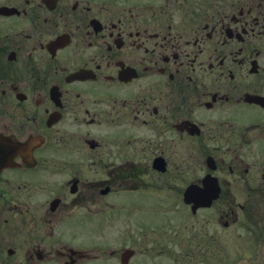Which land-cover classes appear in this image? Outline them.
Segmentation results:
<instances>
[{"label": "flooded vegetation", "instance_id": "1", "mask_svg": "<svg viewBox=\"0 0 264 264\" xmlns=\"http://www.w3.org/2000/svg\"><path fill=\"white\" fill-rule=\"evenodd\" d=\"M0 264H264V0H0Z\"/></svg>", "mask_w": 264, "mask_h": 264}, {"label": "rangeland", "instance_id": "2", "mask_svg": "<svg viewBox=\"0 0 264 264\" xmlns=\"http://www.w3.org/2000/svg\"><path fill=\"white\" fill-rule=\"evenodd\" d=\"M128 221L127 220H124V219H118V222H117V227L118 228H124V229H127L128 228ZM121 236H119V240H118V244L122 243L123 240L120 239Z\"/></svg>", "mask_w": 264, "mask_h": 264}]
</instances>
